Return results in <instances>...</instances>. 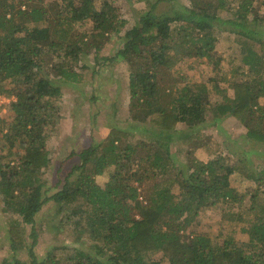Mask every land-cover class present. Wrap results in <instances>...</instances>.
Instances as JSON below:
<instances>
[{
	"label": "trees",
	"instance_id": "obj_1",
	"mask_svg": "<svg viewBox=\"0 0 264 264\" xmlns=\"http://www.w3.org/2000/svg\"><path fill=\"white\" fill-rule=\"evenodd\" d=\"M112 5L111 0H0V96L11 99L7 118L0 117L1 211L12 217L4 230L14 252L7 264H264V0H188L172 5L168 15L147 13L114 58L143 61L128 81L127 120L136 125L111 127L103 143L78 154L80 162L61 190L47 195L41 178L50 161L47 141L60 122L57 81L76 82L74 67L89 49L97 56L121 32L126 21ZM226 5L234 6L223 18ZM85 22L92 23L88 36L76 28ZM221 32L234 35L240 48L229 82L232 97L225 88L212 104L204 83L175 92L160 84L158 78L181 59L210 58ZM207 114L211 125L233 118L256 150L234 145L227 151L214 139L199 145L202 135L196 130ZM178 124L192 130L183 143L211 157L180 172L169 149ZM138 150L144 156L138 157ZM106 172L108 180L99 186L95 177ZM232 174L247 180L249 191L232 188ZM50 201L59 217L53 231L60 234L59 227L68 226L74 242L85 245L53 249L38 260L35 217ZM220 203L238 206L231 220L245 221L240 233L246 240L232 234L218 240L220 235L190 229L203 208ZM24 226H30L27 235ZM21 250L28 261L16 258ZM157 253L161 257L154 260Z\"/></svg>",
	"mask_w": 264,
	"mask_h": 264
},
{
	"label": "rangeland",
	"instance_id": "obj_2",
	"mask_svg": "<svg viewBox=\"0 0 264 264\" xmlns=\"http://www.w3.org/2000/svg\"><path fill=\"white\" fill-rule=\"evenodd\" d=\"M43 1L44 3H50L52 0ZM169 1L171 0H111L112 6L118 10L120 17L126 21V24L121 28V32L115 37H110L102 45L97 56H95L93 48L89 49L88 54L84 58L82 57L81 61L74 67L79 73L76 82L57 81L61 88V96L57 99L59 100L60 122L53 128V133L47 141L46 148L50 161L49 165L42 170L41 178L45 188L49 189L47 195L61 190L66 175L71 171L74 164L80 162L77 157L78 154L90 145L103 143L108 137L111 127L118 126L126 129L136 125L127 120L130 103L128 81L130 74L143 61L131 55L124 59L119 58L116 60L114 58L117 57V52L123 46L126 38L140 27L141 19L147 13L158 17L168 15L172 5H188V0H176L171 3ZM61 6L63 11L67 13L68 9L65 2H62ZM99 6L100 4L97 2L96 7L99 8ZM233 6L226 5V10L220 12L223 18L230 17ZM33 26L35 25H28V27ZM91 27V22L76 26L77 31L86 34V36L90 35L89 29ZM234 43V35L221 32L217 36V43L215 49L210 53V58L185 57L168 74L165 73L166 76H163V79L158 78V81L174 92L185 86L192 87L204 83L209 90V99L212 104L221 100V92L225 88H228L227 96L232 97L233 91L229 87V82L234 81L231 75L241 56L240 48ZM146 63H150L147 58L145 59ZM10 100L0 96V117L7 118L9 113L5 105ZM210 121V115L207 114L206 124L204 123L196 130L202 135L199 145L204 144L203 139H214L218 142L217 144H220V149H224L222 148L223 145L230 148L227 151L234 150V145L240 146L243 151H249L252 147L253 150H256L254 144L246 143L242 137L243 126L233 118H225L221 125H211ZM189 132L191 133L192 130L183 124H178L174 131L178 137H173L169 142V149L175 158V165L178 166L176 169L179 172L182 168L187 167L188 163L207 162L211 158L200 149L201 147L196 151H192L196 146L183 143L184 135ZM144 153L143 150H138V157L144 156ZM245 165L250 168L252 166V169H254L253 165H248L246 160ZM108 174L109 172H106L101 176H96L95 182L99 186H104L108 180ZM150 180L151 178L147 181ZM228 184L241 193L249 191V187H252L247 180L238 174H232L229 177ZM259 198L261 199L260 196ZM2 205V199L0 198V264H7L13 260L14 252L10 250L4 229L12 217L1 211ZM248 206L247 198L241 206V210L247 209ZM56 210L57 205L50 201L43 207V211L35 217L39 236L33 251L38 260L43 259L47 252L53 249L61 247V249L63 247L72 249L73 247L85 245L74 242L76 239L75 233L68 226L66 228L59 227L60 234H57L55 230L53 231V225L57 223L59 218L56 216ZM66 210L67 207L64 211ZM232 213H238L237 205L231 206L230 204L220 203L203 208L194 218L190 229L211 236L220 235L218 240L227 234H232L235 239L240 241L246 240V236L240 233L241 227L246 225L245 221L241 222L237 217L232 221ZM29 227L24 226L26 235L29 232ZM25 240L26 244L31 242L27 237ZM82 240L87 242L85 237ZM160 257L159 253L152 255L154 260H158ZM16 258L21 261L30 259L25 250L18 252ZM162 263L166 264L165 261Z\"/></svg>",
	"mask_w": 264,
	"mask_h": 264
}]
</instances>
